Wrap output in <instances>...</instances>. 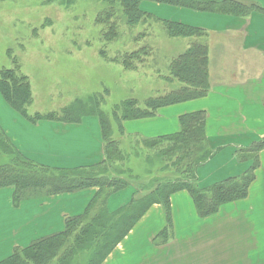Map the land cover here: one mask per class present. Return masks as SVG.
<instances>
[{
	"label": "crops",
	"instance_id": "obj_1",
	"mask_svg": "<svg viewBox=\"0 0 264 264\" xmlns=\"http://www.w3.org/2000/svg\"><path fill=\"white\" fill-rule=\"evenodd\" d=\"M255 2L264 8V0ZM140 7L206 32L202 40L208 48L210 91L162 106L151 117L125 120V135L153 138L174 133L181 114L203 110L205 135L215 152L198 168V186L243 174L253 161L246 149L264 137V13L254 10L241 17L149 0ZM1 97L5 103L0 101V127L26 158L61 169L88 167L104 159L99 119L45 117L31 122ZM257 156L246 197L200 217L188 191H176L170 196L171 226L166 234H161L167 227L164 207L153 203L101 264H264V148ZM96 190L91 186L37 193L14 202V186L0 188V260L16 247L62 231L65 219L82 213Z\"/></svg>",
	"mask_w": 264,
	"mask_h": 264
},
{
	"label": "trees",
	"instance_id": "obj_2",
	"mask_svg": "<svg viewBox=\"0 0 264 264\" xmlns=\"http://www.w3.org/2000/svg\"><path fill=\"white\" fill-rule=\"evenodd\" d=\"M103 1L107 6L97 14L96 21L107 25L103 33L106 40L118 35L116 19L121 17L129 26L142 24L145 27L151 23H161L169 36L190 39L187 48L171 58L169 63V77L176 78L180 85L160 96L147 98L143 107L131 100H124L120 108L114 106L112 109L111 121L106 113L94 108L92 113L99 118L101 126L104 159L88 167L61 169L39 165L23 156L0 127V188L14 186V202L37 193L72 192L91 186L98 187L97 193L82 213L65 219L62 231L38 238L26 247L14 248L11 255L0 260V264H101L153 203H159L164 207L167 227L161 234H166L171 226L170 196L174 192L188 191L198 215L206 217L215 214L223 204L246 197L248 187L254 178L253 171L258 164L257 153L264 148V137L246 149L251 153L253 161L243 174L228 177L207 187L198 186L197 170L214 154L215 149L209 145L205 135L206 113L203 110H196L179 116L177 132L153 138L143 137L142 140L148 148L165 158L166 168L172 169L176 176L155 179V183L150 182L148 187L151 190L142 197L131 198L127 204L115 211L108 210L106 205L108 196L127 186L125 181L119 179L107 181L106 170L103 168L106 163L115 161V155L121 153L115 133L118 131L124 135L123 122L151 117L162 106L202 97L210 91V83L208 48L202 40L206 37V32L203 29L152 15L140 7L144 0ZM149 1L241 17L249 15L254 10L264 13L263 7L250 0ZM146 51L147 46H142L125 52L119 59L128 67L133 62L141 63L147 56L142 55ZM0 93L22 116L32 121L43 118L39 115H29L27 111L31 102L29 80L17 69L10 67L0 70ZM79 110L80 107L70 105L61 110V115L68 118L76 115ZM81 116L70 120L77 121Z\"/></svg>",
	"mask_w": 264,
	"mask_h": 264
},
{
	"label": "rangeland",
	"instance_id": "obj_3",
	"mask_svg": "<svg viewBox=\"0 0 264 264\" xmlns=\"http://www.w3.org/2000/svg\"><path fill=\"white\" fill-rule=\"evenodd\" d=\"M106 6L103 0H0V70L11 67L28 77L29 115L65 118L61 110L74 105L80 107L79 112L66 119L82 115L87 121H97L92 113L96 108L111 121L112 109L120 108L124 100L143 107L147 98L180 85L169 77V63L187 48L189 38L171 37L157 22L129 26L121 17L116 19L118 35L106 40L103 33L107 25L96 21ZM142 46H147L142 54L147 56L141 63L126 67L119 59ZM115 138L121 153L102 166L107 181L119 179L127 186L108 196L109 211L148 193L155 179L176 176L166 168L165 158L142 143L143 137H127L125 131L124 135L116 131ZM97 191L98 187L93 197ZM8 213L4 211L5 216Z\"/></svg>",
	"mask_w": 264,
	"mask_h": 264
}]
</instances>
